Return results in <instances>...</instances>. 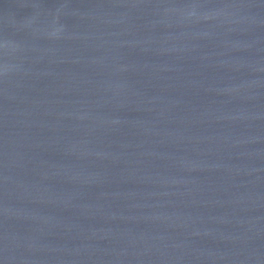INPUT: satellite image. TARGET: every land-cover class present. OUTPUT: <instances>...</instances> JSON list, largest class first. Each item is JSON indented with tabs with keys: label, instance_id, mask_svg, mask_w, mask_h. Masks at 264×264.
<instances>
[{
	"label": "water",
	"instance_id": "95a60500",
	"mask_svg": "<svg viewBox=\"0 0 264 264\" xmlns=\"http://www.w3.org/2000/svg\"><path fill=\"white\" fill-rule=\"evenodd\" d=\"M0 264H264V0H0Z\"/></svg>",
	"mask_w": 264,
	"mask_h": 264
}]
</instances>
